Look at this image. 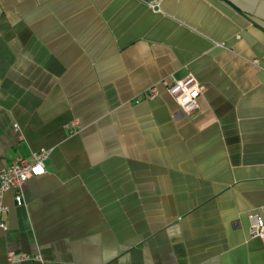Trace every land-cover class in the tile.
Listing matches in <instances>:
<instances>
[{
  "label": "crops",
  "instance_id": "crops-1",
  "mask_svg": "<svg viewBox=\"0 0 264 264\" xmlns=\"http://www.w3.org/2000/svg\"><path fill=\"white\" fill-rule=\"evenodd\" d=\"M40 149L0 264H264V0H0V167Z\"/></svg>",
  "mask_w": 264,
  "mask_h": 264
},
{
  "label": "built area",
  "instance_id": "built-area-1",
  "mask_svg": "<svg viewBox=\"0 0 264 264\" xmlns=\"http://www.w3.org/2000/svg\"><path fill=\"white\" fill-rule=\"evenodd\" d=\"M145 3L153 11H160L162 0H138ZM162 85L165 91L175 100L179 109L187 114L197 108V100L205 91V85L198 82L192 74H186L178 79L163 81ZM158 96V91L155 86L148 88L145 92L136 98V101L142 99L152 100ZM71 132L76 133V123L71 122L66 125ZM49 151L40 149L32 151L29 156H15L8 164L0 167V231L7 229L6 223L3 220V214L6 211V206L3 203V197L6 192L13 193V201L15 206H22L23 188L29 178L39 177L45 174L44 161L47 159ZM249 230L252 237L258 238L264 244V218L259 213H247ZM31 257L26 254H16L13 251L7 252L6 260L11 263L23 261ZM38 259L39 257H33Z\"/></svg>",
  "mask_w": 264,
  "mask_h": 264
}]
</instances>
